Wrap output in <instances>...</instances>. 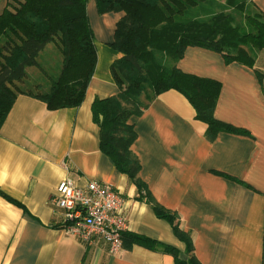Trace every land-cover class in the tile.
<instances>
[{"label": "crops", "instance_id": "1", "mask_svg": "<svg viewBox=\"0 0 264 264\" xmlns=\"http://www.w3.org/2000/svg\"><path fill=\"white\" fill-rule=\"evenodd\" d=\"M5 3L0 0V13ZM253 3L264 13V0ZM86 14L96 64L82 102L49 110L39 98L18 93L0 126V264L188 260L185 242L156 216L149 196L177 214L199 264H264V80L261 84L250 67L225 63L215 51L186 47L177 67L220 81L214 117L248 134L219 132L210 141L184 96L175 90L158 95L129 119L136 134L131 149L146 186L141 197L101 151L91 110L94 99L119 91L111 65L122 53L111 43L123 12L100 14L89 0ZM255 68L264 74V67ZM65 177L80 186L91 180L110 185L125 199L120 254H110L103 241L84 243L62 230L61 210L50 197Z\"/></svg>", "mask_w": 264, "mask_h": 264}, {"label": "trees", "instance_id": "2", "mask_svg": "<svg viewBox=\"0 0 264 264\" xmlns=\"http://www.w3.org/2000/svg\"><path fill=\"white\" fill-rule=\"evenodd\" d=\"M88 1L6 0L0 13V39H6L5 45H0V126L18 93L39 98L49 110L76 107L82 102L96 64L86 14ZM253 1L95 0L100 14L123 12L111 43L122 57L111 65L119 91L94 99L92 119L100 129L101 151L128 176L141 197L146 186L131 149L136 134L129 119L140 115L158 95L175 90L184 96L195 120L205 124L204 134L210 141L219 132L248 134L214 117L220 81L185 73L176 63L186 47H202L219 53L225 63L250 67L262 84L263 72L255 68V62L258 52L264 50V13ZM50 42L56 43L63 55L57 75L49 76L50 86L44 92L24 91L16 83L25 78L27 66L38 65L39 52ZM145 199L156 216L167 220L186 244L188 260L176 258L175 263L199 264L191 254V238L181 228L177 214L151 196Z\"/></svg>", "mask_w": 264, "mask_h": 264}, {"label": "built area", "instance_id": "3", "mask_svg": "<svg viewBox=\"0 0 264 264\" xmlns=\"http://www.w3.org/2000/svg\"><path fill=\"white\" fill-rule=\"evenodd\" d=\"M50 201L61 210L65 233L84 243L103 241L110 254L121 253L122 236L127 227L125 199L113 187L96 180L80 186L65 177L56 185Z\"/></svg>", "mask_w": 264, "mask_h": 264}, {"label": "rangeland", "instance_id": "4", "mask_svg": "<svg viewBox=\"0 0 264 264\" xmlns=\"http://www.w3.org/2000/svg\"><path fill=\"white\" fill-rule=\"evenodd\" d=\"M14 41L15 40H10L9 43H14ZM5 42V37L0 39L1 46L5 45ZM258 54H260V58L258 63L255 62V66L264 67V50L259 51ZM62 58L63 55L58 45L54 42L50 43L47 48L40 52L37 60L38 65L34 66V68L32 65H30L28 74L26 73L25 78L18 81L16 84L19 85L24 91L31 90L34 92H44L48 90L50 86L49 76L55 77L57 75ZM141 100L146 101L143 96H141Z\"/></svg>", "mask_w": 264, "mask_h": 264}]
</instances>
